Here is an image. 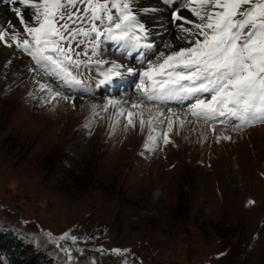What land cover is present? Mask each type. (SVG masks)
I'll list each match as a JSON object with an SVG mask.
<instances>
[{
    "label": "rangeland",
    "instance_id": "obj_1",
    "mask_svg": "<svg viewBox=\"0 0 264 264\" xmlns=\"http://www.w3.org/2000/svg\"><path fill=\"white\" fill-rule=\"evenodd\" d=\"M152 1L161 0H127L138 23H153L152 13L142 11L152 9ZM169 1L173 11L192 19L185 3L181 5L185 0ZM99 2L106 4L101 20L92 21L89 9L76 13L87 19L69 22V28L88 31L71 40L69 53L72 60L79 53L87 61L81 72L72 73L87 83L105 79L109 69L105 53L115 55L112 39L121 36L115 23L121 22L124 10L119 6L124 0ZM0 3L11 14L0 26L4 44H9L4 48L31 60L44 80L34 82L30 91L17 92L0 83V234L8 233L29 246L32 254L20 264H29L36 254L44 255L49 264H264V134H247L262 123L234 128V122L206 123L189 115L196 125L178 135L164 125L168 114H156L166 107L138 96L156 104L151 126L141 137L133 129L119 136L126 126L112 130L111 119L101 122V107L92 104L86 113L83 106L74 109L75 97H89L69 96L58 68L54 74L49 66L41 68L43 61L37 65L30 54L35 50L31 36L12 5L6 0ZM113 3L119 6L112 7ZM84 7L76 3L62 10ZM158 11L161 21L153 20L158 28L149 27L152 35L157 32L156 55L179 32L178 22ZM33 12L26 10V22L38 26L31 19ZM64 22L57 17V24ZM93 23L97 30L109 24L99 39L91 31ZM130 31H138L136 24ZM25 39L30 41L28 51ZM59 44L67 48L69 41ZM122 46L128 50L126 43ZM158 61L162 62L159 57L152 62ZM64 64L72 68L67 61ZM57 92L62 95L56 96ZM123 118L120 122L127 125ZM196 127H200L197 134L190 135ZM165 132L169 143L164 142ZM66 232L68 238L59 239ZM4 255L0 253V264H9Z\"/></svg>",
    "mask_w": 264,
    "mask_h": 264
},
{
    "label": "snow or ice",
    "instance_id": "obj_2",
    "mask_svg": "<svg viewBox=\"0 0 264 264\" xmlns=\"http://www.w3.org/2000/svg\"><path fill=\"white\" fill-rule=\"evenodd\" d=\"M8 3L12 5L15 17L24 26L25 33L31 36L35 50L30 54L37 65H41L42 61H49L65 74L66 81L70 77L72 83L82 85V81L72 76L64 61L79 66V62L72 60L69 55L71 40L75 39L76 35H88V31L69 28V22L74 23L75 20H85L88 17L76 15L80 9L75 12L62 9L74 8L76 3L85 4L83 12L88 13L91 9L90 19L96 21L102 19L101 13L106 4L100 3L99 0L95 4L93 0H8ZM116 6L115 3L112 4V7ZM122 7L124 13L120 17L121 22L115 23V28L121 32L119 39L131 41L134 48H152L151 44L141 45V36L130 31L132 25L136 24L141 33L145 36L147 34L145 25L137 23L136 16L129 11L127 0H124ZM184 7L188 8L196 19H189L180 11L171 13L172 19L178 22V31L184 34L176 39L182 40L184 46L174 48L171 44L165 45L172 50L159 53L162 62L158 61L154 65L148 60L147 68L139 71L142 85L144 77L152 84L151 88L138 85L144 97L154 102L193 98L195 103L188 106L191 116L206 123L220 118L221 124L238 121L239 123L232 124L234 128L257 122L264 124V0H185ZM27 9L34 10L31 19L36 20L38 26H29L26 22ZM57 17L65 22L57 24ZM108 19L111 21L113 18L109 15ZM9 27L13 25L10 23ZM91 31L96 32V39H99L94 23ZM65 32L67 36L64 35ZM56 37H59V40L55 39ZM3 39L4 32L0 31V40ZM12 39L16 41V34L12 35ZM60 40H68L69 46H60ZM29 44L28 39L23 41L25 51L29 50ZM17 45L20 46L18 41ZM50 53H55V57ZM124 67L113 62V68L103 74L105 79L100 80L99 85L110 83L112 75L121 74L114 72V69ZM126 70L130 73L136 71L130 67ZM55 95L62 94L57 92ZM62 98L73 99L67 96ZM118 103L111 100L108 102L112 105ZM144 106L136 102L131 105L133 109ZM103 107L107 109L108 105ZM168 111L171 113L172 109L169 108ZM119 114H123V109ZM140 115L129 111L128 125L135 127L133 118ZM175 119L180 121L181 126L185 123L180 117ZM173 122L172 118L167 120L169 128ZM151 123L149 119V126ZM139 124L143 127L144 119L141 118ZM162 135L164 142L169 143L168 133ZM224 138L230 139L227 136ZM68 235L66 232L59 239L68 238ZM71 239L75 241L76 237L72 236ZM112 251L120 253L119 249Z\"/></svg>",
    "mask_w": 264,
    "mask_h": 264
},
{
    "label": "bare ground",
    "instance_id": "obj_3",
    "mask_svg": "<svg viewBox=\"0 0 264 264\" xmlns=\"http://www.w3.org/2000/svg\"><path fill=\"white\" fill-rule=\"evenodd\" d=\"M139 11H141V10H139ZM186 16H187V14H186ZM10 17H11V14H9L7 9H4V8H2L0 6V26L6 21V19H9ZM142 17H143V15H142ZM151 17H152V15H151ZM151 20H152V18H151ZM153 20H154V18H153ZM153 20H152V22L154 23ZM142 24L145 25V29H146V33H147L146 34L147 35L146 39L148 37L149 41H151L152 36H150V35L148 36V31H149L148 27H150L151 24H149V23H142ZM161 25H163V23ZM159 26H160V24H159ZM156 33L157 32L155 31L153 33V35L156 34ZM177 36H183V34L180 33V32L173 33L171 35V39H170L169 43H167V44H171L174 48H179L181 46H184L182 40L176 39ZM79 47H80V45H79ZM6 48L1 47V45H0V83L6 85L10 89L15 88V89H13V91H15V92H17V90L30 91V89L32 87V84H34V82L38 83V84H40V83L44 84L43 83L44 80L42 79L43 75L38 72V70L30 62L31 60L21 56V54H19L17 52H14L11 49H6ZM171 50H172L171 48H167V47L164 46L161 49V52L167 53V52H169ZM157 56L159 57V54H157ZM37 73H39V74H37ZM69 96H71V95H69ZM96 99H98V100H94V99H91V98H89V99H87V98L83 99L82 98L81 99V97H79V96L75 97V99H74L75 100V102H74L75 103V105H74L75 108L74 109L83 106V111L86 113L90 109V107H92V104H94V105L96 104V106L101 107V109L104 112V115L101 117V122L102 121H106L107 122L110 119H111V122H115V125L111 127L112 130L116 126L117 127H121L122 126V128L126 126V125H123V123H121L120 120H122L123 117L127 118V114H128L129 111L141 114L140 116H136V117L133 118L134 121H135L136 126L133 127L132 125H128L126 123L128 127H125V129H123L120 132L119 136H122L124 133H126V131H128V130L132 131V129H133L136 132L137 136L141 137L142 134L146 132V129L149 126L148 121H149L150 116L154 115L157 112L156 104H152V103H148L147 104L143 100H141L138 97V95H134V94L121 95V97H119V98L101 96V97L96 98ZM110 100L111 101H117L119 103L116 104V105L108 104V102ZM53 101H54V99H52V98L50 100H48L49 104H51ZM133 102L142 103L143 105H145L142 108H145V109L142 110V108H137L136 110L133 111L132 110L133 108L131 107ZM106 104L108 105L107 109H105L103 107ZM158 105H160V104H158ZM160 106L166 107L165 105H160ZM130 107L132 109H130ZM166 108L167 109H165V108L164 109H159V111L156 114L160 115V113H163V114H168L169 115V116H167V118H166V120L164 122V125L167 128H169V126L167 124V120L169 118L173 119L174 122H173V125L171 127V130H173L172 132H174V133H176L178 135H183L185 132H187L188 130L192 129V125L193 126L196 125V122L190 119L191 116H190V118L188 117L189 115H191L190 111L172 109V112L170 113L168 111L169 108L168 107H166ZM121 109H123V114H119ZM90 112H91V110H90ZM180 114H182L183 117H180L179 116ZM176 117H180L181 119H183L185 121L183 126H181L179 120L175 119ZM141 118L144 119V121H145V124H144L143 127H141L140 124H139V121H140ZM126 122H128V118H127ZM100 125H102V123L98 124V126H100ZM199 128L200 127H196V129H193L194 131L193 132L191 131L190 135L197 134V132L199 131ZM247 134L248 135H252V134L263 135L264 134V126H261L260 128L249 129ZM116 136H118V135H116Z\"/></svg>",
    "mask_w": 264,
    "mask_h": 264
},
{
    "label": "trees",
    "instance_id": "obj_4",
    "mask_svg": "<svg viewBox=\"0 0 264 264\" xmlns=\"http://www.w3.org/2000/svg\"><path fill=\"white\" fill-rule=\"evenodd\" d=\"M0 253H4L9 264H20L27 254H32L29 246H22L10 234H0ZM29 264H49L44 255L36 254Z\"/></svg>",
    "mask_w": 264,
    "mask_h": 264
}]
</instances>
